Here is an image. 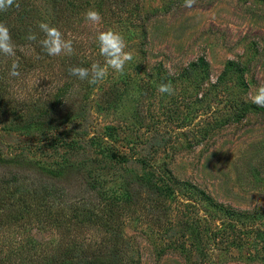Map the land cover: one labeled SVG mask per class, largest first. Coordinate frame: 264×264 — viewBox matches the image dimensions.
<instances>
[{
    "label": "rangeland",
    "instance_id": "1",
    "mask_svg": "<svg viewBox=\"0 0 264 264\" xmlns=\"http://www.w3.org/2000/svg\"><path fill=\"white\" fill-rule=\"evenodd\" d=\"M26 1L40 12L47 6L46 0H16ZM87 1L85 12L97 10L102 22L83 18L77 39L89 42L112 30L133 59L123 75L109 69L97 85L71 79L65 101L49 112L62 122L59 128L31 134L13 123L44 106L54 84L63 81L60 61L67 55L42 59L28 45L16 46L13 57L0 55L8 91L0 95L6 104L0 109V157L27 162L0 164V176L18 172L24 184L57 190L62 203L76 209L94 202L103 210L111 203L119 235L71 213L64 233V226H41L34 219L44 206L34 198L30 224L7 218L0 224V256L28 243L38 256H50L76 241L84 256L101 255L97 249L119 241L131 264H264V107L251 99L264 86V0H196L192 8L184 0H112L111 13L100 0ZM80 53L81 67L104 65L97 46L85 44ZM20 54L26 67L19 64L20 76L11 77ZM161 83H171L173 94L159 93ZM30 161L67 172L53 180ZM147 173L174 186L160 212L146 190L128 185ZM97 212L107 223L104 211Z\"/></svg>",
    "mask_w": 264,
    "mask_h": 264
},
{
    "label": "trees",
    "instance_id": "2",
    "mask_svg": "<svg viewBox=\"0 0 264 264\" xmlns=\"http://www.w3.org/2000/svg\"><path fill=\"white\" fill-rule=\"evenodd\" d=\"M16 3L19 4L18 8L13 5L7 11H4L0 14V23L5 24L9 28L15 46L18 47L28 45L30 48L33 49V51H35L36 56H40L42 57V59L54 58L47 56L45 53H43L38 43H30L25 39L29 30L35 32L38 36V39L43 38V33L40 32L38 28V24L41 22L48 23L50 26L57 27L64 35V38L66 37L67 40L72 41L73 53L71 55L62 57V60L60 61V68L62 70L61 78L63 80L62 83L60 85L54 84L55 87L52 88L46 103L41 109H38L37 107L36 114L34 113L31 116L28 115L29 117L27 119L23 118V115H20L16 119V122L13 123L15 130L23 131L25 133L32 134L38 130L40 132L45 130L53 131L58 129L62 122H60V124L58 125V119L55 116L52 117L49 112L50 110L54 109L53 103L58 102L59 104H61L65 101V99H62L64 97V94L71 91L73 87V82H70V80L76 78L75 76H71L69 74L68 69L74 66L81 67L83 59L80 50L82 49V47H85V44L92 46V48L96 46L99 48L97 37H91L93 39L88 38L90 40L89 43L87 42L88 40L84 37H78L79 39H77V37L75 36V34H78L79 36L82 35V31H84V29H78L77 25L80 24L84 18L82 14L84 15L85 13L88 1L46 0L47 6L43 8L41 12L38 10V8L34 7L33 5L31 7L29 1ZM99 3L101 5L100 7H105L107 12L110 11L111 13L112 0H100ZM116 14L117 13H115L113 16H115ZM74 30L76 31L74 32ZM25 60L26 59L24 55H18V62L20 66H22V69L26 67L24 62ZM50 68L53 67L50 65ZM4 81H6V78L3 75L0 79V86H2V84L4 86L0 88V95H3L4 93L6 94V92H8L7 89H5L6 84H4ZM0 105V109H4L6 104H4L2 100H0ZM3 113L5 112L3 111ZM53 140H59V138L54 137ZM20 160H22V162L25 161L24 159H20L17 157L8 160L2 159V157H0V164H14L15 167L20 165ZM25 163L27 164L26 161ZM30 164H34L33 166L38 169L40 173L53 180L60 178L67 172V167L48 168L34 161H30ZM9 174L10 175L8 177L0 176V224H6L3 223L6 222L4 221L6 220V218L8 220H11L9 222L16 223L15 225L19 224L21 221H25V223H23L22 225L30 224V219L32 218V214L34 213V211L31 209V205L34 206V198L35 200L38 198L39 200H37V203H42L44 206L43 215L36 217L34 220H36V222L41 226L45 224L47 226L54 227L57 229L61 228V226H64V229L62 231V233H64L65 227L69 222L66 217H68V213H71V218H74L81 222L86 221V223L89 224H102V226L109 230V234L111 236L119 235L118 231L115 230L116 225L114 224L116 223L113 224L112 221V219L118 218L119 214L115 212L113 206H109V204L111 203H104L102 206L103 210H96V208H99V205L95 206L94 202L83 203V206H80L81 208L76 209L75 207H70L68 203L67 205H64L62 203L63 200L61 201V199H59V196L57 195V190L50 189L49 191H47L45 186H43V189L41 190L40 187H32L30 183L24 184L25 179H21L22 174L19 175L18 172H10ZM155 176L156 175L147 173L143 176L141 175L139 177H136L133 182L130 181L128 185L130 186V184L134 185L137 183L139 188H143L144 190H146L148 201L154 202V205H157L155 209L159 211L161 208L160 206L164 204L163 200L165 198L168 199L173 194H175V189L173 185H169L167 183L168 181L165 180L164 176ZM86 186L90 187L91 190L100 189L99 185L95 187V182H87ZM136 195L137 193L133 192V197H135ZM47 197L53 199V201L49 204L46 203V201L49 200ZM159 198H161V200H159ZM92 204L95 207H90ZM11 205L12 207L10 208ZM165 206L166 205H163L162 208H165ZM7 207L10 209L9 214L5 212V209ZM97 211H104V215L102 216V218H105V221H107V223H100L99 220L101 218L99 217V215H94V213H98ZM62 218L64 219V221H61ZM66 220L68 221L67 223H65ZM188 226H190L189 223H187V228ZM67 229L69 235L73 236L72 229H70L69 227H67ZM184 231L185 230L183 229L182 234L186 235ZM190 233L193 234L194 239L198 241L196 232L195 235L194 230ZM217 237L219 238L220 235L218 234ZM76 244L77 241L71 244V246L66 250L62 249V251H60L59 249L61 253H57L55 255L50 256L46 254L43 256H38L36 254V249L33 245H31V243H28V245L26 246L19 245V247L15 249L12 248L7 253L0 256V264L133 263V261L130 260L127 255L121 250V243L119 241H113V243L109 245L107 250H103L101 248L96 250L98 251V253L104 251L103 254H88L90 256H84L87 254H83L81 249L76 250Z\"/></svg>",
    "mask_w": 264,
    "mask_h": 264
},
{
    "label": "clouds",
    "instance_id": "3",
    "mask_svg": "<svg viewBox=\"0 0 264 264\" xmlns=\"http://www.w3.org/2000/svg\"><path fill=\"white\" fill-rule=\"evenodd\" d=\"M195 4L196 0H184L183 6L192 8ZM13 5L19 7L16 0H0V12L7 11ZM84 18L92 25H98L102 22L100 13L94 9L87 10L84 13ZM38 28L43 33V38L38 39L37 34L29 30L25 39L30 43H38L47 56L55 57L61 54L71 55L73 53L72 41L66 40L57 27L41 22L38 24ZM97 41L99 54L104 57L103 66L97 62L93 63L90 69L79 66L68 69L71 76H75L81 81L86 80L90 85L101 83L107 77L109 69L123 75L125 64L133 59L132 53L125 51L126 42L119 33L112 30L102 31L98 34ZM15 48L9 28L0 23V55L13 57L16 54ZM19 67V63L14 61L11 64L9 76H20ZM158 91L161 94L172 95L174 90L171 83H161L158 86ZM251 99L257 107H264V86L257 88Z\"/></svg>",
    "mask_w": 264,
    "mask_h": 264
}]
</instances>
